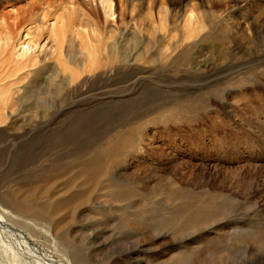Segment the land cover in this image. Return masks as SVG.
Instances as JSON below:
<instances>
[{
  "label": "bare ground",
  "instance_id": "6f19581e",
  "mask_svg": "<svg viewBox=\"0 0 264 264\" xmlns=\"http://www.w3.org/2000/svg\"><path fill=\"white\" fill-rule=\"evenodd\" d=\"M163 1L164 0H148L149 8H157L158 4L159 6H164V3H162ZM180 1L181 0H168V4H170L171 8V6L180 5ZM245 1V5L247 6H245L244 11H240L238 12L239 14L236 15L239 18H236L234 15H227L224 16L223 19L218 20L219 16L216 18L213 14L211 15L208 13L209 17L207 18L208 21H206V18L201 12L190 11V14L184 17L183 39L177 41L176 37H174L176 41L174 42L172 41L173 38L170 37L172 39L171 41L174 43V48H172L170 52L169 50L167 51L166 60L164 59L165 62H162L161 65L163 63H169L170 61H181L184 62L182 64L186 68L189 66L188 63H185L187 57V60L191 62L188 71L190 73L192 72V75L198 76L201 73H207V75L209 74L208 78H211L213 71H218L217 69L224 71V65H230L232 69H235L241 64H247L248 61L246 60L251 56L250 51L248 57L247 54L243 53L242 50H237L236 46L233 45L231 49L226 52V57L223 59L224 64H221V68H219L217 64L210 68V64L207 63L210 58L204 54L207 49L204 45L207 43L206 39L212 37V34H214L212 28H214L215 19L217 23L225 21L223 24L225 26V29L223 28L225 34L229 31L235 32V38L239 41L248 38L254 43V47H257L261 42L262 44L264 43V20L261 21V19H264V12L258 16V13L252 9L254 5L251 6L254 0H241V2ZM116 2L117 0H57L53 3L52 0H43L37 7H32L33 10L31 9L29 12L28 19L26 21L24 20L23 23H21L22 20L19 21L18 16L11 22L0 17V136L6 131L10 135V141L13 142L19 138L18 135L23 137L24 134H22V132H25L26 128H30L26 131L28 135L30 134L28 132H37L36 128H51L47 132L40 131V134L36 133V135L39 134V136L35 137L31 144H26L27 147L24 146L26 152L22 155V160L26 161L27 164L18 167V169H22V171L26 168L32 171L33 166L37 162L38 165L36 168H44L42 173L39 172L38 175H35L38 176L37 181L33 182L28 180L24 182L23 179H20L18 185L11 187L10 184L14 183V180L10 179L9 183L5 186V191H3L4 187L0 186V264H118L121 263L124 257L126 262L123 264H169L170 262L166 263L162 259H164V256H167L169 254L168 252L173 248L180 250V253L176 254V258L174 259L177 260V263L189 264L186 254L190 253L193 255L197 254L194 255L195 257L190 261L198 264V262L202 260L204 253L209 255V257H213L214 255L216 257L219 252L224 251L225 245L231 241H236L238 244L243 243L250 247L257 243H264V224L260 227L254 220L256 217H259V209L256 206L253 207L255 210L251 208L247 212L239 213H235V208L232 213V209L230 210L228 208L231 204L228 196L226 197L224 195V199L220 201L222 205H220L219 203L217 204L216 201H219L222 196L221 194H213L209 191L195 194L196 192L193 193L190 190H184V188V191H176L165 199L163 205L167 206L168 211H159V216L155 217L156 222H150L152 215L148 219L146 218V220L142 219L144 215L147 216L149 213L144 210V207L150 204L148 200L141 202L137 211L138 216H134L132 212V209L137 204L136 201L139 200L135 201L134 198L141 196L139 185H137L134 180H123L120 175L118 178L117 175H114L115 177H109L110 166L112 164L121 163L122 166L118 171L124 172L132 163L138 164L144 161L146 155L143 153L144 150L141 148L142 146L140 147V144L134 145L131 134H128L125 128L136 127L135 122H140L143 119H150V117L155 120L152 115L159 113L165 105L162 103H157L156 105L155 100H148L145 98L134 103L130 102V99L126 100L123 96L118 97L119 94L117 97L113 95H104L105 97L99 102L100 105L92 104L96 95L95 98L94 96L91 97L94 99L89 101V104L84 105L86 109H84L85 111L81 114L74 115V111L77 110V107L82 106H76L79 102H72L70 105H67L68 94L86 95L90 93V90L84 91L87 89L88 84L90 89L91 85L93 86L96 81L108 85L115 79L116 82L114 86L117 88L116 93H119V87H123V85L119 86L123 71L126 73V71L130 69H133V71L139 69L138 71H140V73L138 72L137 74L143 75L147 73L145 67L147 54L143 52V54L139 53L135 55V57L121 54L120 51L122 49V43L126 41L125 37L128 35L129 30H127L126 27L123 28L119 24L121 15H123L122 10L119 11V7L123 9L125 4L134 7L135 0H126V2L118 0V7ZM142 3L143 2H141V4ZM141 4L139 6H141ZM234 8H236V6ZM138 9H140V7ZM135 10H137V8ZM170 10L171 9H167L165 6L160 7V11L165 16L164 19L168 18ZM100 15L105 22V27L111 26L115 28L111 36L114 38L111 42L108 41L110 47L108 53L102 50L104 46L102 47V43L100 44L102 40H99V35H101L98 22ZM53 16L56 17L57 20H55L56 23H54V25H51L49 17ZM149 16L152 15L150 14ZM154 17L156 16L154 15ZM212 18L215 22H212ZM230 21L234 22V24H231ZM33 22H37L36 26L34 25L35 28L32 29L38 34L37 36L42 35L44 32L49 33V37L47 35V42H50L52 45L45 51L36 50L37 45L35 42L37 40L28 43H26L27 41L21 42L23 36L22 31L25 30L27 24H33ZM152 23L155 24V22ZM162 25H164V23H162ZM175 25L176 23L173 26L175 27ZM156 26L157 25H153L154 28H156ZM173 26L171 25L170 27ZM178 26L180 27V25H177V27ZM163 28H165V26H163ZM26 35H31L30 30ZM33 35L35 36V34ZM173 35H175V33ZM179 35L182 36V34ZM196 37H200L198 42H194ZM103 38H105L104 35ZM232 41L231 44L234 43V40ZM133 42H135L134 39ZM73 43H80L78 45L79 48L76 47L78 49L77 53H75L76 48L74 49L75 46H73ZM170 45L172 44L170 43ZM17 46L21 47L19 52L16 50L19 48H17ZM236 50L242 61L235 58ZM262 53H264V49L263 51L260 50V53L257 55L262 56ZM257 55L256 58L258 57ZM201 59L203 61H201ZM261 60H259V62H262ZM142 64H145V69L142 68ZM218 73L220 72L218 71ZM141 80L143 79L139 78V80L133 82L132 85H134V87L139 85ZM127 82L125 83L127 84ZM156 92L158 91L154 90L153 93ZM124 103L133 105V108L127 111V113L124 112ZM88 105L89 107H87ZM96 108L98 111L104 112L99 113L97 118L93 117L95 116L94 113L96 111L94 109ZM73 109L75 110L73 111ZM66 112L67 114L65 115H68V119L63 122L60 120V117L64 116ZM96 113L98 114V112ZM114 113H116V118L112 119L111 115V119H109L108 114ZM38 114H40V117H38ZM122 116L127 119H125V121L122 120ZM147 123H151V120L147 121ZM56 128L109 129L106 130L102 136V138H106L104 143H101L102 140L101 142L93 143L91 147L78 145L77 149L75 145H70L69 147L68 145H64V153L61 151V155L53 160L46 161L45 158L44 161H41L45 156L46 150H49V147H51L50 144L53 143L52 141H56V144L52 145V147L61 145V136L59 134L56 135L52 133L53 136L45 138L51 131L57 132ZM20 131L22 132L20 133ZM74 134V131L73 133L67 131V135L64 137L69 143L65 139L64 141L68 144L74 143ZM10 146V143L7 144L0 141V160L7 152L6 149H9ZM115 149H118L119 152L115 153ZM130 149L135 150L133 153L127 155V151ZM97 154H100L103 158H107V160L99 162L98 159H95ZM62 155L66 156L61 158ZM24 156H26L25 159ZM32 159L35 161L33 165H31L30 162ZM116 167L118 168V165H116ZM3 171L4 169L1 170V173ZM68 177L74 178L75 181H70ZM40 182L41 185L39 184ZM48 182H53V184L58 186L61 182L66 186H70L73 182H77L81 194L83 191L89 189V184H93L94 186L101 185L102 190L107 191L106 197L109 200L102 205H100V203L97 208H102L101 213L103 214H116L115 219L118 220L119 226L122 228L121 232L117 233L118 236L120 235L119 239H121V235L126 233V231H130L133 238L138 239L139 237V241L145 239L146 242L142 243L141 241L140 243H136L135 240L132 247L128 248L127 251H123L125 254H119L120 256H117L118 254L112 255L107 260L103 258L99 259L97 253L106 249L108 242L106 241L107 239L103 237H105L106 233H109V229L108 232H106V229L100 227L102 224L101 221L94 220L89 223V219L86 223H81L79 226H73V224L67 227L65 218L59 217L62 209V206L60 207L58 204L59 202H52L53 200L48 201L49 198L46 196V202L41 200V198H38V201L36 199L37 195L40 196L41 194V192L36 191L38 190L37 187H39L40 190L42 189V192L46 195L48 189L43 188H47ZM26 184L28 185L26 190L23 193H17L19 188H24L23 186ZM70 188L72 187H68V190ZM78 193L75 195L72 193L77 198L74 202L72 201V195L69 196L70 202L67 201L71 203L69 207L73 208L77 204L84 202V198L79 196L80 194ZM34 195L36 197H34ZM57 196L59 197V195ZM31 197H34L36 201L33 200L34 202H30ZM126 210H131V212H126ZM73 214H75V212ZM73 214L71 219L76 218ZM108 217H106L107 221L110 220V217ZM85 218L87 219L86 216ZM157 218H159V220H157ZM5 220L10 224H7ZM223 220H226V223L223 222ZM237 220L244 221L243 225H241L240 222H236ZM246 221L248 223H246ZM131 222L137 226L132 227ZM140 222L148 228L140 229ZM13 223L15 227H13ZM223 224H226L228 227L231 226L230 229H228L229 231L226 232V235H229L230 239L226 238L224 240V238L221 237V239L219 238L217 240V245L213 247L207 246L204 244V241L199 240L207 229L212 230L214 227L217 228ZM69 225L70 224H68V226ZM4 226L16 229V232H18L17 234L21 235L22 240L26 242L27 245L30 244L28 246L32 245L34 251L42 252V258L39 259V261L37 260L38 262H36V260L31 261L32 258L28 259L27 255H29L30 252L27 250V252H25V246H19L20 249L17 250L14 245V243H16L14 240L15 236L11 238L9 234L12 232H7V228ZM255 226H257V229ZM220 231L221 230L218 231V234L216 231L215 236H218ZM211 234L214 235V232H211ZM112 237H116L115 232ZM170 237L179 239L175 243L171 242L170 244L165 243L157 246L159 242L165 241ZM196 240H198V243L196 242L197 245L193 246L192 242ZM245 249H249V247ZM216 250L218 251L215 252ZM196 251L200 253H195ZM251 258L256 257L251 256ZM170 260L174 262L173 258ZM263 262L264 257H261L251 261L245 260L243 264H264Z\"/></svg>",
  "mask_w": 264,
  "mask_h": 264
},
{
  "label": "rangeland",
  "instance_id": "374dc122",
  "mask_svg": "<svg viewBox=\"0 0 264 264\" xmlns=\"http://www.w3.org/2000/svg\"><path fill=\"white\" fill-rule=\"evenodd\" d=\"M52 1L54 3L57 0ZM123 1L126 2V0ZM181 1L180 5L174 7L171 6V8L170 4H168V0H164L162 2L167 9H171L170 15L165 19L164 14L160 11V7L164 6H159L158 4L157 8L155 7L154 9H151L149 8L148 0H135V3L133 5L134 7H132L131 5L127 6L126 4L123 9H120L119 7V11L122 10L123 14L121 15L119 24L123 28L126 27V29L129 30L128 35L125 37L126 41L122 43V49L120 50L121 54L127 56H135L139 53L143 54V52L147 54V60H145L147 61L145 63L146 65H141L143 69H145L146 67L147 73L143 75L137 74L138 72L140 73V71H138L139 69H137L136 71L130 69L126 71V73L125 71H123L122 74L124 76L121 75L119 85H123V87H119V93H116L117 88L116 86H114L116 82L115 79L108 85L101 84L102 82L96 81L94 82L93 86L91 85L90 89L88 84L87 89H85L84 91L90 90V93L86 95H78L73 93H70L71 95L68 94L69 97L67 96V105H70V103L72 102H79L78 104H76V106H82L77 107V110L73 109V111L75 110L74 115L81 114L83 111H85L84 109H86L84 105L89 104V101H92L95 98V95L96 98L95 100H93L92 104L100 105V100L105 96L113 95L114 97H117L118 94V97L123 96L126 98V100L130 99V102L134 103L145 98L148 100H155L156 105L157 103L165 104L159 113H157L156 115H152V117L154 116L155 120L150 117V119H143L140 122H135L136 127L125 128L126 132L128 134H131L134 145L140 144V147L142 146L141 148L144 150L143 153H145L146 155L144 161L138 164L132 163L124 172L118 171L122 166L121 163H115L110 166L109 177L117 175L118 178L121 176L123 180H134L136 184L139 185V192L141 196L134 198L135 201L139 199L138 201H136V206L132 209L134 216H138L137 211L141 202L148 200L150 204L144 207V210L149 213L147 216L144 215L142 219L146 220V218L148 219L152 215V219L150 218V222H156L155 217L159 216V211H168L167 206L163 205V203H165V199L170 197L172 193L184 190H190L193 193L196 192L195 194L203 191H209L213 194L218 193L222 195L219 201H216V203H219L220 205H222L220 201L224 199V195L226 197L228 196V199H230L231 202L228 208L230 210L232 209V213L234 212L235 208V213H239L247 212L251 208L256 206L259 209V217H256L254 220L261 227L264 224V53L261 54L262 56H258L257 54L260 53V50L263 51L264 49V43L262 44L261 42L264 39L259 41L261 42L258 45L260 47H254V43H252V41H250L248 38L239 41L237 38H235V32L233 33L232 31H229L227 32V34H225V31L223 30V28L225 29V26L223 25L225 21L217 23V20L215 19V22L212 18V22H215V24L213 23L214 28H212L214 34H212V37L207 38V43L204 44L205 47H207L204 54L205 56L207 55V57L210 58L207 62L210 64V68H212L215 64H217L218 67L221 68V64H224L223 59L226 57V52L231 49L232 45L236 46L237 50H242L243 53L248 55V57L250 51L251 56L246 60L248 61L247 64H241L235 69H232L230 65H224V71H220V69H217L220 73H218V71H213L211 78H208L209 74L207 75V73H201L198 76L192 75V72L190 73L188 71L190 69L188 67L191 65V62L187 60V57L185 63H188L189 66H187L186 68L182 64L184 62L181 61H170L169 63H163L161 65V63L165 62L166 60L165 57L168 53L167 51L169 50L170 52V50L174 48V43L172 42H176L174 40V37H176L177 41L183 39L184 17H187L190 14V11H195L198 13L201 12L206 18V21H208V13H210L211 15L213 14L214 17L216 16V18L217 16H219L218 20H221L224 18V16L227 15H234L236 18H239L236 15L239 14L238 12L244 11L245 6H247L245 5L246 1L241 2V0ZM42 2L43 0H0V17L4 18L8 22H11L15 17L18 16L19 21L22 20L21 23H23L24 20L26 21L28 19L27 17H29V12L31 11L32 7H37ZM141 2L143 3L141 4ZM116 3L118 7V0ZM140 4L142 7L139 6ZM235 6L236 8H234ZM251 6H253V11L258 13V16H260L262 12H264V0H254V3H251ZM139 7L140 9H138ZM136 8L137 10H135ZM150 14L152 16H149ZM124 15L126 18L124 17ZM154 15L156 17H154ZM49 18V21L51 22L50 24L54 25V23H56L55 20H57L56 17L53 16ZM262 20L264 19H261V21ZM98 22L101 30V35L98 34L100 39H98L102 40V42L100 41V44L102 43V47L104 46L102 50L108 53V51L110 50L109 42H111L114 38L111 37L113 35L112 31H115V28L111 26L105 27L106 25L101 15L99 16ZM152 22H155V24ZM162 23H164V25H162ZM175 23L176 25L174 27L173 25ZM230 23L234 24V22L232 21H230ZM36 24L37 22H33V24L26 25L25 30H28H26L27 32L25 30L22 31L23 36L21 42L27 41L26 43H28L30 41L37 40L35 42L37 45L36 50L45 51L52 45L50 44V42H47L49 33L44 32L45 34L42 33V35L37 36L38 34H36L34 30H32L35 28ZM153 25H157V29L154 28ZM171 25L173 27H170ZM177 25H180V27H177ZM163 26H165V28H163ZM136 28L139 33L136 31ZM29 30L31 35L27 36L26 34L29 33ZM161 32L163 35L161 34ZM174 33L176 36L173 35ZM33 34H35V36ZM179 34H182V36ZM103 35L105 38H109L105 39L103 38ZM170 37L173 38V40ZM133 39L135 42H133ZM159 39H161L162 41ZM199 40L200 37H196L194 39V42H198ZM232 40H234V43L231 44V42H233ZM170 43L172 45H170ZM79 44L80 43H73V46H75L74 49L76 47L79 48ZM17 48L18 49L16 50L19 52V49H21V47L17 46ZM76 49L75 53L78 52V49ZM237 50L235 58L242 61L241 57H239V54H237ZM256 55L258 56L257 58ZM259 60H261L262 62H259ZM201 61L203 60L201 59ZM139 78L143 80H141L139 85H136L134 87L132 83L139 80ZM125 82H127V84ZM110 85H113L112 88ZM154 90H157L158 92L153 93ZM93 96L94 98H91ZM123 105L125 108L124 112L126 113L133 108V105L130 104L124 103ZM87 107H89V105ZM94 110L98 112V114L96 112L94 113L95 116L93 117L95 118L98 117L99 113H104L102 111H98L97 108ZM65 114H67V112L64 113V116L60 117V120L63 122L68 119V115ZM115 114L116 113L110 115L108 114V118L111 119L112 115V119H115ZM38 117H40V114H38ZM121 119L125 121V119L127 118H124L122 116ZM150 120L151 123H147V121ZM29 129L30 128H26L25 132H22L23 130L20 131V133L22 132V134H24L23 137H21V135H18L19 138L13 142L10 141V135L6 131L2 136H0L1 142L11 144L9 149H6L7 152L4 154V156H2L0 160V186L4 187L3 191H5V186L9 183L10 179L14 180V183L10 184L11 187H15L16 185H18L20 179H23L24 182H27L28 180L36 182L38 176L35 175H38L39 172L42 173L44 169L43 167L36 168V166L38 165L37 162L33 166L32 171H30L29 168H26L23 171L22 169H18V167H20L21 165L27 164L26 161L22 160V155L26 152L24 146L27 147L28 144H31L35 137L39 136L40 131L47 132L51 128H36L37 132H28L30 133L28 135L26 131H28ZM56 129L58 133L55 131H51L45 138L53 136L52 133H55L56 135L59 134L61 136V145L52 147V145L56 144V141H52L53 143L50 144L51 147H49V150H46L45 156L41 161H44L45 158V160L47 161L53 160L54 158L58 157L59 155H61V151L62 153H64L63 147L67 145L68 147L70 145H75L77 149L78 145L91 147L93 143L101 142L102 140L103 141L101 143H104L106 138L104 139L102 138V136L109 128ZM67 131L70 133H73L74 131V143L68 144L69 142L64 137L67 135ZM36 133L39 134L36 135ZM64 139L68 143H66ZM134 150L135 149H130V152L127 151V155L133 153ZM114 152L117 153L119 152V150L115 149ZM97 155L95 159H98L99 162L107 160V158H103L100 154ZM65 156L66 155H62L61 158H64ZM25 157L26 156H24V159ZM30 162L31 165L35 163L33 159L30 160ZM116 165H118V168L116 167ZM2 169H4V171L1 173ZM68 179H70V181H75L74 178L71 177H68ZM39 184L41 185V182ZM47 185V188H43L48 189L46 195L42 192V189L40 190L39 187H37L38 190L36 191L41 192V194L39 193L41 197L39 195H37V197L34 195V197H36L37 201L41 198V200L46 202L47 198H49L48 201L53 200L52 202H59L58 204L60 205V207L62 206V209L61 214H59L60 216H58L65 218L67 227H70L73 224V226H79L81 225V223H86L89 219V223L94 220L101 221L102 224L100 227L106 229V232H108L109 229V233H106L105 237H103L107 239L106 241L108 242L106 245V249L100 253H97L99 255V259L103 258L107 260L112 255L118 254L117 256H120L125 254L123 253V251H127L128 248L132 247L135 243V240L136 243H140L141 241L142 243L146 242L145 239H141L139 241V237L138 239L133 238L130 231H126V233L121 235V239H119L120 235L118 236L117 233L121 232L122 228L119 226L118 220L115 219L116 214H103L101 213L102 208H97L100 203V205H102L109 200L106 197L107 191L102 190L101 185L94 186L93 184H89V189L83 191L82 194L79 191L77 182H73L70 185L73 189L70 188L69 190L68 187L70 186L63 185L62 182L59 186L53 184V182H48ZM23 187L24 188L20 187L17 193H23L28 185L26 184ZM72 193L74 195L78 193L80 194L79 196H82V198H84V202L79 203L80 205L77 204V207L74 206L73 208L69 207L71 206V203H69V196L72 195L73 202L76 201L77 198ZM57 195H59V197ZM34 197H31V201H29H36ZM62 203L65 205H63ZM241 206H243L244 208ZM253 210L255 209L253 208ZM74 212L75 214H73ZM126 212L130 213L131 210H126ZM72 214L76 217L75 219L73 218L74 220L71 219L73 217ZM85 216L87 217V219L85 218ZM108 216L110 217L109 221H107L106 219V217ZM80 220H82L83 222ZM157 220H159V218H157ZM6 221L7 220H5V222ZM223 222L226 223V220H223ZM236 222H240L241 225H243L244 221L242 222L237 220ZM6 223L10 224L8 222ZM246 223L248 222L246 221ZM68 224L70 225L68 226ZM139 224L140 229L148 228L147 226H144L142 222H140ZM131 225L132 227L137 226L132 222ZM4 227L7 228V232L10 231L13 233H7L11 235V238H13L14 236L16 237H14V240L16 242L14 243V245L17 250L20 249L19 246H25V252H30L29 255H27L28 259L32 258L31 261L36 260V262H38L39 259L42 258V252L36 250L34 251L32 245L28 246L30 244L27 245V243L22 240L21 235L17 234L18 232H16V229L7 226ZM13 227H15L14 223ZM230 227H228L226 224H223L217 228L214 227L212 230L207 229V231L203 233L202 238H199V240L204 241V244H206L207 246H216L217 240L219 238L221 239L222 237L224 238V240L226 238L230 239V236L226 235V232L229 231L228 229H230ZM256 227L257 226H255V228ZM219 230H221L219 232V235L215 236L216 231L218 234ZM114 232L116 233V237L118 236L117 238L112 237ZM211 232H214V235L211 234ZM178 239L179 238L170 237L165 241L159 242L157 246L163 245L165 243H175ZM196 242L198 243V240L192 242L193 246L197 245ZM247 247H249V249H245ZM217 251L218 250H216L215 252ZM200 252L196 251L195 253ZM168 253L170 255L168 254L167 256H164L165 258L162 260L166 263L170 262L169 264H172L173 261L170 259L173 258L174 260L176 258L175 255L179 254L180 250L173 248ZM192 255L193 254L190 253L186 254L189 264H196L192 263L191 261L192 258L195 257L194 255L197 254H194L193 256ZM251 256L256 258H251ZM202 257V260L198 262V264H243L245 260L251 261L257 258L264 257V243H257L254 246L250 247L243 243L238 244L236 241H231L230 243L225 245L224 251L219 252L216 257L215 255L213 257H209V255L205 253ZM125 262L126 259L124 257L122 258L121 263L118 264H123ZM173 264L179 263H177V260H174Z\"/></svg>",
  "mask_w": 264,
  "mask_h": 264
}]
</instances>
